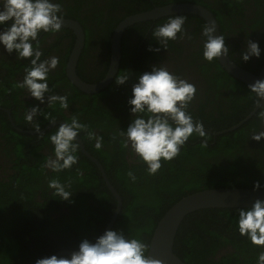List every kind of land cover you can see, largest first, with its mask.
<instances>
[{
    "label": "trees",
    "instance_id": "trees-1",
    "mask_svg": "<svg viewBox=\"0 0 264 264\" xmlns=\"http://www.w3.org/2000/svg\"><path fill=\"white\" fill-rule=\"evenodd\" d=\"M180 1L208 8L219 24L226 46L229 45V32L240 34L246 25L255 30L264 23V0H70L64 17L77 20L85 32L77 74L90 81L83 72L87 46L92 38L87 21L98 28L103 45L110 49V36L120 20L154 6ZM82 8L86 11L81 13ZM247 11L251 17L245 13ZM177 15L187 18L184 27L190 39L178 34V39L169 41L167 50L161 47L154 53L149 47L160 46L151 34L152 29L175 15L134 23L122 36L117 72L128 71L130 79L118 85L114 77L106 88L93 94L79 90L65 74V64L74 43V34L69 36L59 57L60 63L49 74L53 93L68 95V110L60 109L59 105L48 107V94H45V104H41L19 88L28 60L17 59L15 52L0 53V264H35L37 259L53 255L60 249L75 250L83 239L94 241L102 234L116 207V199L106 187L100 171L80 147L78 163L71 169L57 174L43 168L45 160L52 155L53 146L48 137L58 125L41 135L25 132L35 131L32 124L24 120L32 106H38L43 113L51 112L56 120L64 122L75 115L88 125L89 131L103 137V147L97 150L95 141L89 140L86 133L81 132L79 136L86 150L103 165L122 199L121 211L111 229L125 231L126 235L148 245L158 220L183 196L205 188H253L255 181L264 184V138L257 142L250 137L252 131L264 130L258 117L264 106L239 128L214 135L244 119L256 105V98L248 86L230 75L218 60L203 59L201 31L205 20L194 14ZM61 31L71 32L67 28ZM130 33L137 36L134 42H130ZM258 36L262 43L264 34ZM48 37L49 34L41 33L40 43H47ZM60 38L44 47L42 59L49 54L47 49L60 52ZM237 46L238 43L231 45ZM228 56L253 73H257L264 62V51L253 64L233 58L230 51ZM105 57L104 68L97 69L96 81L108 69L109 50ZM154 64L167 67L196 86L197 93L188 111L194 120L203 123L208 135L202 138L194 134L178 157L162 161L160 171L149 176L145 165L130 155L122 140L112 137L118 128L125 129L132 119L127 100L135 79L150 71ZM7 110H10L12 122ZM33 119L40 125L39 130L49 123L40 113ZM129 169L135 172V183L127 177ZM53 178L70 186L73 192L70 200H61L53 194L48 187V181ZM236 209L206 208L186 215L175 237L174 253L186 264H255L257 254L264 249L238 233ZM227 245L232 251L226 249L218 260L212 258Z\"/></svg>",
    "mask_w": 264,
    "mask_h": 264
},
{
    "label": "clouds",
    "instance_id": "clouds-1",
    "mask_svg": "<svg viewBox=\"0 0 264 264\" xmlns=\"http://www.w3.org/2000/svg\"><path fill=\"white\" fill-rule=\"evenodd\" d=\"M63 17L59 0H0V45L5 52H15L17 59L29 62L18 87L41 104H45V94H48V107L59 105L60 109L68 110V95L55 94L49 86V74L60 63L59 57L42 59L44 53L39 46L41 33L55 34L61 31ZM186 19L184 15H175L156 25L151 34L160 47H149L148 50L154 53H158L161 47L167 50L169 41L178 39V34L190 39L184 27ZM215 31L212 23L206 24L201 31L202 57L208 62L222 55L227 56L229 52L225 37L213 35ZM260 55L259 44L248 40L241 59L247 61ZM129 79L130 73L123 71L115 76V83L122 85ZM248 88L255 95L257 104H260L264 100V79L256 80ZM196 93L193 83L170 72L165 66L152 65L150 71L143 72L135 79L127 100L132 119L125 129L118 128L112 139H121L130 155L145 165L146 173L156 175L162 168V161L168 162L178 157L194 134L202 138L208 135L203 123L194 120L188 111ZM38 113L53 125L56 124V117L51 112L43 113L38 106H32L25 113L24 120L32 124L35 131L39 132L40 129L33 119ZM258 117L264 124V108H261ZM81 132L86 133L89 140L95 141V149H102L103 137L89 131L88 125L73 115L68 121L59 123L55 132L49 135L52 155L45 160L43 168L59 174L76 165L79 150L77 137ZM250 137L259 142L264 138V130L252 131ZM126 174L131 182H136L137 177L132 169ZM48 187L61 200H70L73 193L69 190L70 186L61 183L59 178L50 179ZM261 188H264V184L260 181L253 183L254 190ZM235 223L241 236L264 249V199H256L250 207L237 208ZM148 249L149 245L141 239L130 237L120 229H108L94 241L81 240L68 256L53 254L37 259L35 264H162L161 260L146 255ZM255 264H264V250L257 254Z\"/></svg>",
    "mask_w": 264,
    "mask_h": 264
},
{
    "label": "water",
    "instance_id": "water-1",
    "mask_svg": "<svg viewBox=\"0 0 264 264\" xmlns=\"http://www.w3.org/2000/svg\"><path fill=\"white\" fill-rule=\"evenodd\" d=\"M177 14L198 15L205 20L206 24L212 23L215 25L216 31L213 33V35L220 34L219 24L213 13L208 8L199 3L189 1L168 3L155 6L147 11L128 15L115 26L113 33L110 36L109 67L105 76L100 81L95 83H89L82 80L76 72L79 56L84 47L85 33L81 25L76 20L63 18L64 20L62 22V27L71 29L75 35L74 44L65 65L66 76L71 81V83H73L79 90L87 94H93L103 90L112 82L118 72L121 60V38L125 29L133 25L134 23L156 20L162 17ZM217 60L230 75L246 84L247 86L254 83L258 79H264V63L257 73H253L235 63L228 55H222L221 57L217 58ZM261 106H264V100L260 101V104L256 103L254 108L244 119H242L235 125L230 126L229 128L214 132V135H220L239 128L244 122L250 119L261 108ZM62 122L64 121H56L55 125H58ZM52 126L54 125L50 122L43 129L39 130V132H26L43 134ZM77 142L83 154L97 166L102 175L105 185L116 199L115 210L105 228V230L111 229L121 211L122 199L114 186L109 181L103 165L98 161L96 157L91 155L86 150L79 136L77 137ZM256 199H264V188L258 190L242 187L205 188L183 196L171 207H169L162 215V217L158 220L150 238L149 249L146 255L149 258L161 260L162 264H186L173 251L176 234L182 220L186 215L194 211L206 208L250 207ZM72 251L74 250L60 249L54 254L59 257L62 255H70Z\"/></svg>",
    "mask_w": 264,
    "mask_h": 264
},
{
    "label": "flooded vegetation",
    "instance_id": "flooded-vegetation-1",
    "mask_svg": "<svg viewBox=\"0 0 264 264\" xmlns=\"http://www.w3.org/2000/svg\"><path fill=\"white\" fill-rule=\"evenodd\" d=\"M94 1H98V0H94ZM180 2H182V1H180ZM71 2H70V0H62V2H61V4H62V11L64 12L65 11V9H66V7L70 4ZM98 5H100V4H98ZM155 7V6H154ZM83 9V11L81 10V13L82 12H84V11H86V8H82ZM152 9V8H151ZM150 10V9H149ZM108 10H106L105 12H104V14L107 12ZM147 11V10H146ZM141 12H143V11H141ZM137 13H139V12H137ZM246 14H248V16H250L251 17V14H250V11H247V12H245ZM123 14V13H122ZM135 14V13H134ZM83 16V15H82ZM127 17V16H126ZM63 18H65V17H63ZM248 18V17H247ZM246 18V19H247ZM66 19H71V18H66ZM73 20H75V19H73ZM77 21V20H76ZM121 21V20H120ZM119 21V22H120ZM78 22V21H77ZM118 22V23H119ZM79 23V22H78ZM80 24V23H79ZM87 24L91 27V31H92V38H91V40H90V42H91V44L90 45H88L87 46V50H86V55H85V67H84V74H85V77L86 78H88V79H90V81H89V83H95V82H98V81H100V80H98V81H96V79H97V77L99 76V73H98V71H97V69H99L100 71H101V69H102V67L104 68V61H105V59H106V54H107V52H108V50H109V61H110V49H108L107 48V46L106 45H103V42H102V38H100L99 36H98V33H99V30H98V28L96 27V26H94L93 24H90V22L89 21H87ZM81 25V24H80ZM234 25V24H233ZM81 27H82V25H81ZM62 28H65V27H62ZM67 29H69V28H67ZM82 29H83V27H82ZM71 30V29H70ZM83 31H84V29H83ZM85 33V32H84ZM113 33V32H112ZM72 34H74L73 33V31L71 30V32H68V34H65L63 31H60V32H58V33H55V34H49V37L46 39L47 40V43H43V42H41L40 43V48L42 49V51H43V49H45L44 47H49V46H51V44L53 43V39L54 40H58L60 37V44H59V50H60V52H56L55 50H51V51H49V49H47L48 50V55L46 56V58L47 57H49V56H58V57H60V55H61V53H63L64 52V49H65V47H66V43H67V41L69 40L68 38H69V36H71ZM124 34V33H123ZM264 34V23L262 24V25H260V26H258V27H256V29L255 30H253V29H251V28H249L247 25L245 26V30H243V31H240V34H237V33H234V32H229L228 33V42H227V44H229L227 47H228V49H229V51L230 52H232V57L233 58H239L240 59V61L242 62V63H246V62H251V64H253V63H255L256 62V60H258V58L257 57H255V56H253V57H251L249 60H247V61H244V60H242L241 59V53L246 49V46H247V42H248V40H251V41H255V42H257L258 44H259V47L261 48V51H264V40H263V42L262 43H260L259 41H260V39H259V36L258 35H263ZM112 35V34H111ZM123 36V35H122ZM242 36H244V37H242ZM136 34H134V33H130L129 34V39H130V42H134L135 40H136ZM71 39V38H70ZM241 39V41H239ZM74 40H75V35H74ZM121 40H122V38H121ZM235 43H238V46L237 47H231V45H234L235 46ZM74 44V43H73ZM84 44H85V42H84ZM73 47V46H72ZM72 50V49H71ZM83 50V49H82ZM46 51V50H45ZM44 51V52H45ZM7 53V52H5L4 51V49H3V46L2 47H0V53ZM71 52V51H70ZM70 54V53H69ZM81 54H82V51H81V53H80V56H81ZM69 56V55H68ZM80 56H79V58H80ZM68 59V58H67ZM79 61V60H78ZM67 62V61H66ZM264 63V62H263ZM66 65V64H65ZM163 65H166V64H163ZM169 65V64H168ZM263 65V64H262ZM261 65V66H262ZM108 67H109V65H108ZM261 68V67H260ZM108 70V69H107ZM107 72V71H106ZM66 74V73H65ZM106 74V73H105ZM80 77V76H79ZM68 78V77H67ZM81 78V77H80ZM82 79V78H81ZM82 80H84V79H82ZM188 81H189V79H187ZM84 81H86V80H84ZM71 82V81H70ZM86 82H88V81H86ZM28 96V95H27ZM7 113H8V115H9V119L10 120H12V118H11V115H10V110H7L6 111ZM56 121H63V120H56ZM12 122V121H11ZM50 123V122H49ZM48 123V124H49ZM55 126V125H54ZM43 129V128H42ZM47 131V130H46ZM26 132V131H25ZM37 134V133H36ZM39 135H41V134H39ZM128 156H129V154H128ZM99 161V160H98ZM97 167V166H96ZM5 172H7V168L4 170ZM107 187V186H106ZM115 210V209H114ZM62 211H64V210H62ZM114 212V211H113ZM113 212H112V214H113ZM112 214H111V217H112ZM111 217H110V219H111ZM109 219V220H110ZM109 222V221H108ZM108 224V223H107ZM106 224V225H107ZM105 228H106V226L104 227V230H105ZM103 230V231H104ZM103 231H102V233H103ZM226 249H228V251H232V248H231V246L230 245H227V246H224V247H221L220 248V251L216 254V255H214V256H212V258L213 259H219V257H221V255L222 254H224L225 252H226ZM73 250V249H72ZM240 264H246V263H244V262H241Z\"/></svg>",
    "mask_w": 264,
    "mask_h": 264
}]
</instances>
